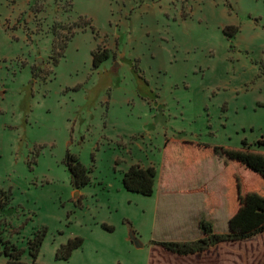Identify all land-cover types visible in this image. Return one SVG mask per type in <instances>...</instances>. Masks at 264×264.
<instances>
[{
  "label": "rangeland",
  "instance_id": "1",
  "mask_svg": "<svg viewBox=\"0 0 264 264\" xmlns=\"http://www.w3.org/2000/svg\"><path fill=\"white\" fill-rule=\"evenodd\" d=\"M41 5L23 27L20 10L0 0V188L14 207L3 237L25 247L46 228L44 264H262L264 232L188 255L159 241L196 240L201 220L215 232L264 222V0ZM75 23L53 65L52 29L68 34ZM226 25L239 28L233 40ZM102 41L117 55L94 69ZM68 150L92 169L79 189ZM149 161L157 191H127L124 172ZM74 236L83 245L56 259Z\"/></svg>",
  "mask_w": 264,
  "mask_h": 264
},
{
  "label": "trees",
  "instance_id": "2",
  "mask_svg": "<svg viewBox=\"0 0 264 264\" xmlns=\"http://www.w3.org/2000/svg\"><path fill=\"white\" fill-rule=\"evenodd\" d=\"M79 20L85 24L88 23V20L83 16H80ZM77 27H79V25L76 23L70 25L68 34H61L60 32H56L55 29H52L53 40L51 45L50 59L52 60L53 65H57L60 59L65 55L68 42L75 35ZM238 30L239 28L237 26L226 25L223 28V33L229 39L233 40ZM91 55L92 66L94 69H96L110 58L111 51L103 45H98L92 50ZM41 71L42 70L38 69L36 66L32 67V74L35 77L40 75ZM242 143L246 144V139H244ZM256 144L259 146H264V135L256 141ZM63 162L70 173L71 184L75 189L86 186L91 182L92 169L87 167L76 154L71 153L68 150ZM156 175L157 170L155 166L142 167L139 164H133L123 174V187L127 191L150 196L154 193ZM13 209L14 207L12 206L11 191L0 188V256L6 258L5 264H44L38 261V257L47 234L46 228L35 230L32 236L27 240L25 247H21L17 243L3 237L4 230L1 228L2 215L7 211L12 213ZM104 227L109 231H113V227L111 226L104 225ZM199 228L202 237L196 240H163L159 241V244L168 251L178 255L201 253L220 243L244 241L250 239L257 234L264 232V222L247 231L215 232L210 222L201 220L199 223ZM83 243L84 238L81 236L70 237L66 242L58 246L55 253V258L62 260L69 259L72 253L77 248H80ZM26 253L28 254L29 261L24 259V255ZM262 264H264V261Z\"/></svg>",
  "mask_w": 264,
  "mask_h": 264
},
{
  "label": "crops",
  "instance_id": "3",
  "mask_svg": "<svg viewBox=\"0 0 264 264\" xmlns=\"http://www.w3.org/2000/svg\"><path fill=\"white\" fill-rule=\"evenodd\" d=\"M11 1H12V6L17 7L20 10L19 13L17 14V16H14V23L17 26H22L23 25V27H24L26 25L27 21H30V20L36 18V15H37L36 11H40L42 9L41 0H11ZM68 4H69V6H72L71 2L68 3ZM5 27H6L7 30L9 29L8 20L5 23ZM98 45H103V46L107 47L111 51L110 58L112 56H115V58H116L117 52L113 51V49H112V47L110 45L107 46L103 41L101 43H99ZM133 164H137V163H133ZM139 165H141L142 167H147V166H155L156 167L155 163H153L152 161H149L146 165H142V164H139ZM156 170H157V175H156V178H155L154 191H157L158 177H159V174H158L159 172H158L157 167H156ZM161 198L162 197H160V201H161ZM160 201H159V203H160ZM164 201H165V198H164ZM158 208H159V206H158ZM157 212H158V209H157ZM24 259L29 261V258L25 257ZM5 263H6V258L3 257V256H0V264H5Z\"/></svg>",
  "mask_w": 264,
  "mask_h": 264
}]
</instances>
